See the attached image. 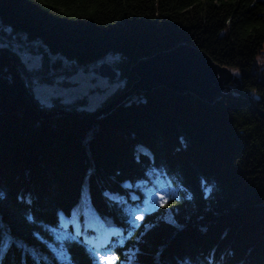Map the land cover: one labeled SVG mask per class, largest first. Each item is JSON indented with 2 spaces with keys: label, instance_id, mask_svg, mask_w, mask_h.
<instances>
[{
  "label": "trees",
  "instance_id": "16d2710c",
  "mask_svg": "<svg viewBox=\"0 0 264 264\" xmlns=\"http://www.w3.org/2000/svg\"><path fill=\"white\" fill-rule=\"evenodd\" d=\"M0 24L75 64L112 54L124 84L101 105L180 42L250 97L158 86L107 114L48 108L0 47V264H264V0H0ZM160 179L171 219L139 213Z\"/></svg>",
  "mask_w": 264,
  "mask_h": 264
},
{
  "label": "rangeland",
  "instance_id": "374dc122",
  "mask_svg": "<svg viewBox=\"0 0 264 264\" xmlns=\"http://www.w3.org/2000/svg\"><path fill=\"white\" fill-rule=\"evenodd\" d=\"M1 29L0 47L9 45L17 54L21 68L28 73V85L33 96L48 108L58 100L75 104L78 108L95 110L124 84L119 75L111 79L98 72L101 62L113 64L114 56L110 53L97 60L75 64L63 55L45 50L36 40L28 39L21 32H11L0 24ZM146 193V201L139 213L162 206L166 218L171 219V210L164 203L176 194V186L168 179H160ZM114 259L110 253L98 256L100 264H112Z\"/></svg>",
  "mask_w": 264,
  "mask_h": 264
},
{
  "label": "water",
  "instance_id": "95a60500",
  "mask_svg": "<svg viewBox=\"0 0 264 264\" xmlns=\"http://www.w3.org/2000/svg\"><path fill=\"white\" fill-rule=\"evenodd\" d=\"M130 70L136 74V79L97 108L94 116L109 113L136 90L147 91L158 86L180 93H192L208 102L220 96L250 100L247 93L230 86V83L238 82V77L228 66L219 64L209 54L187 42L140 57L130 65ZM98 72L111 79L119 75V70L107 61L99 64ZM55 112L47 108L40 109L43 117Z\"/></svg>",
  "mask_w": 264,
  "mask_h": 264
},
{
  "label": "flooded vegetation",
  "instance_id": "af4514ba",
  "mask_svg": "<svg viewBox=\"0 0 264 264\" xmlns=\"http://www.w3.org/2000/svg\"><path fill=\"white\" fill-rule=\"evenodd\" d=\"M25 85H27V86H28V83H27V82H25Z\"/></svg>",
  "mask_w": 264,
  "mask_h": 264
},
{
  "label": "snow or ice",
  "instance_id": "6c2138e0",
  "mask_svg": "<svg viewBox=\"0 0 264 264\" xmlns=\"http://www.w3.org/2000/svg\"><path fill=\"white\" fill-rule=\"evenodd\" d=\"M137 219H140V217H137Z\"/></svg>",
  "mask_w": 264,
  "mask_h": 264
}]
</instances>
